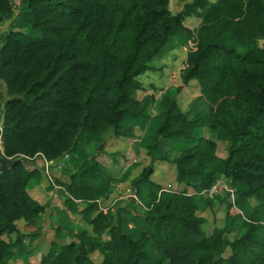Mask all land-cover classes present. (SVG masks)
I'll use <instances>...</instances> for the list:
<instances>
[{"label":"trees","instance_id":"1","mask_svg":"<svg viewBox=\"0 0 264 264\" xmlns=\"http://www.w3.org/2000/svg\"><path fill=\"white\" fill-rule=\"evenodd\" d=\"M179 1L173 14L170 0H21L15 16L0 0V26L14 19L0 36V264H29L18 223L33 227L45 211L27 192L39 174L33 161L73 154L66 182H51L87 228L52 243L39 264H264V0ZM193 17L194 29L185 25ZM173 38L192 43L181 86L196 81L199 96L187 111L170 91L155 102L139 81ZM151 104L148 161L117 183L96 158L123 157L117 140L147 123ZM82 135L99 141L88 160ZM161 163L172 166L175 189ZM222 177L233 203L207 195ZM124 189L130 200L104 212ZM216 203L221 226L205 218Z\"/></svg>","mask_w":264,"mask_h":264},{"label":"rangeland","instance_id":"2","mask_svg":"<svg viewBox=\"0 0 264 264\" xmlns=\"http://www.w3.org/2000/svg\"><path fill=\"white\" fill-rule=\"evenodd\" d=\"M216 0H210V2H215ZM12 4V9L14 14L19 13L20 6H21V0H10ZM183 6V3L179 0H170L169 2V9L170 11L174 14L176 11L180 10ZM17 16V15H16ZM13 17L10 21L3 22L0 26V36H2L4 33H6L9 30H12V21ZM185 24L189 28H196L197 25L199 24V19L198 18H189L185 21ZM14 31H17V29H14ZM1 45V44H0ZM260 45H264V41L260 42ZM190 45L187 43L186 45L184 44H179L177 42V39H171L169 43L152 59L150 62V65L154 68L152 71L146 72L143 76L139 78V81L142 82L143 88L148 94H152L155 97V102H157L162 95L166 94V92L170 91L172 94L175 96V100L178 103V106L181 111H187L190 108V104L193 100H195L199 96V86L196 81H191L187 86H181V74L183 69L185 68V59H186V54L187 51L189 50ZM177 88H181L179 91ZM143 94L140 92L138 93V98H141ZM6 93H5V85L3 83H0V100L5 99ZM149 111V119H147V123H139L136 124L134 129H133V135L129 139H123L119 140L118 144L122 148L119 150L122 155H123V160L122 162H117V164H114L115 168V173L118 178H121L122 169L125 168L126 164H128L130 161L133 162V160L141 161L140 157L143 153H141L138 150L145 149L144 145L150 141V137L152 136V131L155 128L156 122H155V116L157 115V110H156V105L151 104L148 107ZM0 123H1V118H0ZM1 127V125H0ZM99 141L93 140V141H87L85 136H81V139L79 141V148L80 150H83L85 152L84 156H87V160L93 157L94 155H98L99 153ZM106 146H109L106 144ZM0 149H1V144H0ZM108 149V148H107ZM138 149V150H137ZM129 150V156L132 155V158L127 160L126 153ZM131 151V152H130ZM108 151H105L104 149L101 150L100 155L103 153H107ZM134 153L136 155H134ZM218 154L223 156L225 154V149L224 145L220 144L218 148ZM173 156V152H170V156ZM126 156V158H125ZM72 159L75 160L77 159V155L73 154L70 156ZM121 159V157L119 156ZM38 160V159H37ZM96 161L101 164L103 167H106L105 163L101 162L100 158H96ZM144 162H138L135 165L140 166L139 168H142L144 164L148 161L147 156L145 157ZM66 156H64L60 161L57 163L53 164L54 166H51L48 173H45V167L43 165L44 173H45V179H46V184L47 187H45L43 190L44 191H53L57 190L51 185V182L49 179H51L54 176V171L53 170H59V172H64L66 171ZM121 163V164H120ZM61 164L64 165V167L61 169L59 167ZM163 166V169H161V172L164 173L166 177V184L167 186H171L173 189H175L174 183H172V178H173V169L170 164L166 163H161ZM112 165H107L108 167H111ZM112 167V168H113ZM5 165L3 163L2 157L0 156V171L4 170ZM159 176V174H157ZM42 179V176L40 175V172L38 175L32 177L27 185V190L31 189L35 184L39 182V180ZM155 180V178H153ZM128 189V187H125ZM126 189L123 190V193L125 195H129V192L126 191ZM222 197V196H220ZM222 207V205H221ZM66 212V210H65ZM64 212V214H65ZM218 209L215 211L214 217L216 218V215L218 214ZM221 218H223V212L221 215ZM221 226L222 224H217ZM36 226V225H35ZM21 227V226H20ZM24 243V242H23ZM25 245V244H24ZM25 248L28 249V246L25 245ZM36 260L32 261V259H29L28 262L29 264H39V256L35 255ZM94 261H98V258H93ZM31 262V263H30ZM10 264H23V261L21 260H15V261H10Z\"/></svg>","mask_w":264,"mask_h":264},{"label":"crops","instance_id":"3","mask_svg":"<svg viewBox=\"0 0 264 264\" xmlns=\"http://www.w3.org/2000/svg\"><path fill=\"white\" fill-rule=\"evenodd\" d=\"M119 140H123V139H119ZM119 140H117V144ZM138 151L140 152V155L141 153H143L141 155L142 157L140 158L141 159L143 158V160H145L146 150L142 149L141 147V149ZM128 154H129V150L126 153V156H127V160L130 161V159L132 158V155L129 156ZM134 155L136 154L134 153ZM70 160H71L70 156H66V161H68V163H66L67 172L69 170L70 171L75 170L73 165L69 164ZM143 160L141 161L144 162ZM122 161L124 162L126 160H123V157H121L120 159L119 156H115L114 158L113 157L101 158V162L105 163L106 165V167L104 168H106L107 172L113 179L117 180V183L126 177L128 169L131 165L141 162V161L137 162L136 160H133V162L130 161L128 164H126L125 168L122 169L123 174L121 175V178L119 179L118 176H116V173H115L116 171L113 166L115 163L117 164V162H122ZM41 162L42 161L36 159L33 161V164L34 166L39 168V172H40V175L42 176V179H40L37 184H35L31 189H29V191L27 190V192L32 199H34L40 205L45 206V211L41 215L36 226L27 227L23 224V222L18 223L20 233L26 236L23 242L26 246H28V254H29L28 260L32 259L31 262L36 260L35 255L41 258V256L44 255L48 251L52 243H55V244L68 243L69 241H71L70 235L72 232H76L81 228H87L86 224L82 221L81 216L79 214L69 212L63 206V202H62L63 197L59 193V191L57 190L44 191L43 190L45 187H47V184H46L45 173L43 169V163ZM33 164H31L32 167H34ZM107 165H112V166L107 168ZM51 166H54L53 162L49 163V169ZM53 171L56 177L60 178L62 182H66L67 179L62 175L64 174V172L62 171L59 172V170H53ZM121 192H122L121 197H118V194L114 192L110 195V197L107 200H105L101 204V208L104 209L103 210L104 212H106L105 209L108 208L111 204H113L115 200H117L118 198L121 199L120 200L121 206H124L125 203L130 200L128 198V195H125L123 191ZM217 205L218 204L216 203V205L214 206L213 212L207 211L205 213V218L207 219L208 222H214L215 224H222L223 218H221V215H222L224 206L218 207L219 213L216 215V218H215L214 215H215V211L217 210ZM126 217H127V214H126ZM128 226L129 228L131 227L130 224H128ZM40 258L38 261H40Z\"/></svg>","mask_w":264,"mask_h":264},{"label":"built area","instance_id":"4","mask_svg":"<svg viewBox=\"0 0 264 264\" xmlns=\"http://www.w3.org/2000/svg\"><path fill=\"white\" fill-rule=\"evenodd\" d=\"M15 16L17 15V13L14 14ZM188 44L190 45V47L192 46V43L188 42ZM0 132H1V127H0ZM1 144V142H0ZM55 164V163H53ZM49 171V163L45 162V173L47 174ZM51 182V179H49ZM51 185L53 186L52 182ZM56 189H58L57 187H54ZM209 198H213L216 196H226L228 195L229 200L233 203L234 202V189L232 187H230L226 181L225 178H219L215 181V183L213 184V186L211 187V189L208 191L207 193Z\"/></svg>","mask_w":264,"mask_h":264},{"label":"water","instance_id":"5","mask_svg":"<svg viewBox=\"0 0 264 264\" xmlns=\"http://www.w3.org/2000/svg\"><path fill=\"white\" fill-rule=\"evenodd\" d=\"M12 99L23 100V97L22 96H16V97H13Z\"/></svg>","mask_w":264,"mask_h":264}]
</instances>
